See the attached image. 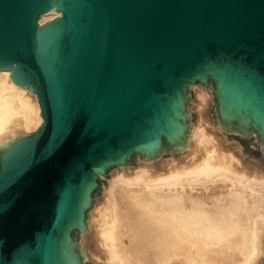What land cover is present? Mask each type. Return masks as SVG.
I'll return each mask as SVG.
<instances>
[{
    "label": "water",
    "instance_id": "obj_1",
    "mask_svg": "<svg viewBox=\"0 0 264 264\" xmlns=\"http://www.w3.org/2000/svg\"><path fill=\"white\" fill-rule=\"evenodd\" d=\"M0 69L43 118L0 143V264H86L103 177L188 144L191 84L264 144V0H0Z\"/></svg>",
    "mask_w": 264,
    "mask_h": 264
},
{
    "label": "bare ground",
    "instance_id": "obj_2",
    "mask_svg": "<svg viewBox=\"0 0 264 264\" xmlns=\"http://www.w3.org/2000/svg\"><path fill=\"white\" fill-rule=\"evenodd\" d=\"M51 10L40 23L59 16ZM0 69V143L43 122L38 97ZM197 119L180 156L112 173L80 236L93 264H261L264 168L245 163L209 117L210 89L190 85ZM191 112V111H190ZM241 150V148H240ZM264 155V146L261 149ZM242 152V151H241ZM250 161V160H249ZM137 162V161H136Z\"/></svg>",
    "mask_w": 264,
    "mask_h": 264
},
{
    "label": "rangeland",
    "instance_id": "obj_3",
    "mask_svg": "<svg viewBox=\"0 0 264 264\" xmlns=\"http://www.w3.org/2000/svg\"><path fill=\"white\" fill-rule=\"evenodd\" d=\"M206 86L209 89L212 88V86H210V84H207ZM190 89L192 90L191 86H190ZM192 93H193V96H194L193 90H192ZM212 97H213V94H212ZM192 99H193V97H189V103L187 105V112L190 114V119L189 120H190L191 124L193 125V122H195L196 119H197V115H196L194 110L190 109V104L192 102ZM212 105H213V107H211V109H210L209 117H210V120L214 123V118H215V111H214L215 102H214V100L212 102ZM214 124H216V123H214ZM223 132L225 134L227 133L226 136H227V138H228V140L230 142H233V143H236V144L238 143V145L240 147L237 148V149L235 147V151H238V149H239V152H240V154H242L243 159L245 160L244 161L245 163H249L250 162V163L253 164V162H257L258 161L260 163V165L264 168V155L262 154V151H261V149L264 146V144H260L256 140L255 132H253L248 137L247 136H242L240 133H236V132H228L226 130H223ZM240 148H241V150H240ZM183 150H184V148L182 150H179L178 152L173 153V154H169L168 152H164V153H161L160 155H158L156 157L148 158V159L153 160V161H156L158 159L164 161L165 159L171 158L173 156L176 157V155L180 156V154L183 153ZM140 157L142 159H146V158H143L142 155L136 154V155H134L131 158L133 160V162L131 164H127V165H124V166H121V167H117L116 166V167H113L112 169H110L107 172V174L103 177V180L100 183V193L97 194V195H96V191L94 193L93 206H94V203H95L96 199L98 200V199H100L103 196V192H104L103 189L109 185L110 179H112L111 175L115 171V169L124 168V167L125 168H137L138 159ZM88 214H89V212H88ZM81 235H82V232H79L78 233L79 239L77 240V245H79V250H81L80 249V236ZM84 262L86 264H93L90 260H85L84 259Z\"/></svg>",
    "mask_w": 264,
    "mask_h": 264
}]
</instances>
